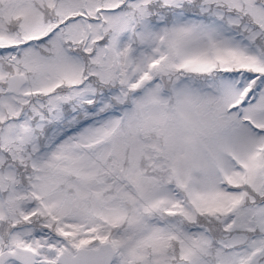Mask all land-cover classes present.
<instances>
[{
    "label": "snow or ice",
    "instance_id": "obj_1",
    "mask_svg": "<svg viewBox=\"0 0 264 264\" xmlns=\"http://www.w3.org/2000/svg\"><path fill=\"white\" fill-rule=\"evenodd\" d=\"M0 264H264V0H0Z\"/></svg>",
    "mask_w": 264,
    "mask_h": 264
}]
</instances>
